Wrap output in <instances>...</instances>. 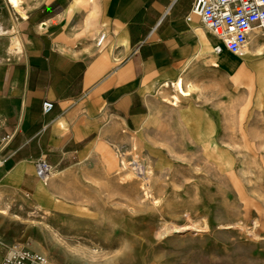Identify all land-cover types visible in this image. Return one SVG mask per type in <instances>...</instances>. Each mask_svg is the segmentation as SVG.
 Here are the masks:
<instances>
[{"label": "crops", "instance_id": "1", "mask_svg": "<svg viewBox=\"0 0 264 264\" xmlns=\"http://www.w3.org/2000/svg\"><path fill=\"white\" fill-rule=\"evenodd\" d=\"M192 2L0 0V264L8 244L35 250L34 207L48 204L35 160L72 167L113 124L135 127L137 99L214 50Z\"/></svg>", "mask_w": 264, "mask_h": 264}, {"label": "rangeland", "instance_id": "2", "mask_svg": "<svg viewBox=\"0 0 264 264\" xmlns=\"http://www.w3.org/2000/svg\"><path fill=\"white\" fill-rule=\"evenodd\" d=\"M263 40L260 38L258 44ZM249 46L240 55L225 49L215 55L207 49L151 91L145 105L136 100V114L141 119L134 128L113 124L109 133L103 134L107 136L88 145L78 163L64 171L52 168L47 180L41 179L44 190L40 200L48 204L44 209L34 207V245L40 246L49 264H264V229L256 239L227 228L216 238L196 228L171 229L157 236V228L168 222L159 211L168 217L173 212L184 216L190 205L185 197L200 186L196 184L199 177L189 173H203L198 166L188 171L174 165L167 169L165 164L161 175L157 172L153 187L160 210L154 208L152 198H144L140 183L128 184L133 159L142 164L137 179L143 176L146 165L151 166L146 162L152 161L146 144L159 147L171 161L179 160L165 144L170 146V140L180 147L184 140L189 145L188 140L194 137L190 125L207 131L208 140L223 146L230 144L226 137L231 136L238 141L237 146L241 135L264 141V66L259 65L264 48L255 55ZM241 65L246 70L243 79L236 77ZM179 78L185 95L175 89ZM152 92L155 96L151 99ZM183 154L174 153L179 157ZM235 171L242 173L237 167ZM247 174L251 177V172ZM130 186L136 196L128 192ZM171 187L184 190L168 197ZM207 195H201L206 207ZM205 206L195 216L208 212L213 218L217 209L206 212ZM170 209L173 212H168ZM186 237L189 242L181 247L172 242Z\"/></svg>", "mask_w": 264, "mask_h": 264}, {"label": "bare ground", "instance_id": "3", "mask_svg": "<svg viewBox=\"0 0 264 264\" xmlns=\"http://www.w3.org/2000/svg\"><path fill=\"white\" fill-rule=\"evenodd\" d=\"M12 2L16 3V0H12ZM260 38L264 39V30L254 29L249 40V50H254L255 55L261 54L262 48H264V40L261 45L258 44ZM96 43L97 45H101V43L98 44V40ZM212 53L215 55L217 54L215 50H212ZM263 59V57L259 59L261 61L259 65L263 64L264 66ZM245 73L246 70L243 65H241L236 77L243 79L246 77V75H244ZM174 86L179 94H186L180 78L176 80ZM262 86L264 87V83ZM188 129L192 131L194 136L192 138L190 137L191 139L188 140L189 145H187L184 140L180 141V147L173 146V142H170V140H167L170 146L165 144L167 151L170 152L175 159L179 158V160L171 161L161 152L159 147L146 144L147 152L152 157L151 162H146L151 164V166L146 165L144 167L143 176L137 179L136 175L142 164H140V160L133 159V175L129 176L130 179H128V184L140 183L144 198H152V205L154 208H158V210L162 209V205L158 202L157 196L154 195L155 188L153 185L155 175H157V172L161 175V171L164 170L163 166L165 164H167V169L170 168L171 165H174L191 171V169L198 166V169L203 171V173L199 174L189 172L191 176L199 177L196 184L200 186L196 188L198 190L194 193L185 197V201L190 205L186 208L184 216L178 215L177 212H173L171 209L168 211L173 212L170 217L163 215L162 212L159 211V214L168 222H163L157 228V236L168 234L171 229L177 228L185 230L196 228L199 229L198 231L206 232V234H210V236L216 238V235L222 234V229L227 228L231 230L237 229L241 234L249 235L253 239L260 237V232L264 229V144L263 146L261 144L262 142L264 143V141L247 140L246 137H244L245 133L241 132L244 136H239L243 138L239 141L240 146L236 145L238 141L233 138V136L226 137L230 144L223 146L215 141L208 140L207 131L204 132L198 126L190 125ZM203 135L205 138H202ZM175 152H184V154L179 157L174 155ZM239 153L242 154L240 157H238ZM236 167L238 170H241L242 173H237L235 171ZM249 172H251V177L247 174ZM43 180L46 181L47 178H43ZM168 181L169 180H167V182ZM242 183H245V187ZM192 185H194V183ZM43 188L44 186L42 189ZM127 190L133 193L131 186ZM169 190L168 197L173 195L177 196L181 194L184 187L180 190L171 187ZM207 192L209 195H207L206 201L209 200V203L206 207L204 205L206 202L202 200V196L204 197V194H207ZM133 194H135V196L137 195L136 193ZM219 196H221L220 201H218ZM165 198L168 199L167 197ZM202 205L205 206V211L215 207L217 209L216 215L211 218L206 211L207 214H202L200 217L195 216L198 215L197 210H199ZM178 222H182V224H177ZM216 225H218L217 229L215 228ZM172 242L174 245L181 247L186 245L189 241L186 237L173 239ZM34 248L42 252L38 244L34 245Z\"/></svg>", "mask_w": 264, "mask_h": 264}, {"label": "built area", "instance_id": "4", "mask_svg": "<svg viewBox=\"0 0 264 264\" xmlns=\"http://www.w3.org/2000/svg\"><path fill=\"white\" fill-rule=\"evenodd\" d=\"M191 12L198 15L209 32L216 38L214 50L217 54L224 49L240 55L247 48L254 29L264 30V0H193ZM104 34L98 39L102 44ZM42 112L53 107L51 101L42 102ZM51 167L44 160H37L36 174L39 179L50 175ZM3 264H49L39 251L25 249L17 244L6 246Z\"/></svg>", "mask_w": 264, "mask_h": 264}]
</instances>
